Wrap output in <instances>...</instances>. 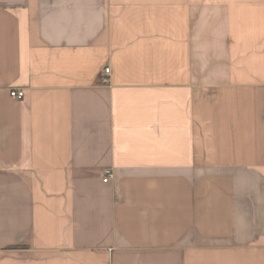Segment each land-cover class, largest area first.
Wrapping results in <instances>:
<instances>
[{"label":"crops","instance_id":"0c3cea01","mask_svg":"<svg viewBox=\"0 0 264 264\" xmlns=\"http://www.w3.org/2000/svg\"><path fill=\"white\" fill-rule=\"evenodd\" d=\"M0 264H264V0H0Z\"/></svg>","mask_w":264,"mask_h":264},{"label":"built area","instance_id":"2783aa9c","mask_svg":"<svg viewBox=\"0 0 264 264\" xmlns=\"http://www.w3.org/2000/svg\"><path fill=\"white\" fill-rule=\"evenodd\" d=\"M106 73L110 72V68H106L105 69ZM11 96H13L14 98L18 99V100H22L25 96V91L23 89H12L10 91ZM112 177V170L111 169H106L105 170V177H104V181L107 182L109 181V179Z\"/></svg>","mask_w":264,"mask_h":264}]
</instances>
